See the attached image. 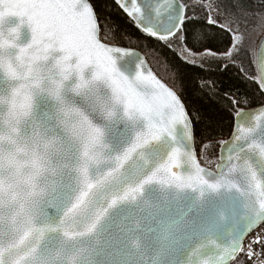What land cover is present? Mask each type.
Masks as SVG:
<instances>
[{"label": "snow or ice", "instance_id": "snow-or-ice-1", "mask_svg": "<svg viewBox=\"0 0 264 264\" xmlns=\"http://www.w3.org/2000/svg\"><path fill=\"white\" fill-rule=\"evenodd\" d=\"M0 264H264V0H0Z\"/></svg>", "mask_w": 264, "mask_h": 264}]
</instances>
